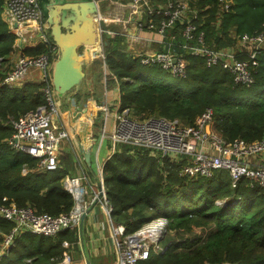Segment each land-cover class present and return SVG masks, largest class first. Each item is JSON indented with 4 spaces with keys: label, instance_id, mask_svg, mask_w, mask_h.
I'll use <instances>...</instances> for the list:
<instances>
[{
    "label": "trees",
    "instance_id": "obj_1",
    "mask_svg": "<svg viewBox=\"0 0 264 264\" xmlns=\"http://www.w3.org/2000/svg\"><path fill=\"white\" fill-rule=\"evenodd\" d=\"M4 1L0 0V205L30 207L36 214L56 217L73 207L71 195L62 186L73 167L67 161L55 171L40 172L35 159L8 144L13 133L11 122L45 105L42 90L53 88L54 57L50 54L46 83L26 81L12 88L1 84L12 66L14 51L2 15ZM97 1L102 11L106 3L116 0ZM225 1L228 9L219 0L189 2L197 12L196 33H203L206 48L232 49L239 59L257 51L251 87L234 84L226 71L207 67L181 47L176 51L187 62V74L184 79L174 78L158 67H145L133 60L124 52L122 37L103 35L104 60L99 62L106 68V86L118 87L120 111L128 110L138 121L163 118L193 126L209 108L213 129L225 141L264 138V42L259 47L240 45L243 35L264 33V0ZM177 42L184 44L182 39ZM50 45L26 48L22 54H48ZM88 94L75 98L85 102ZM89 108L95 111L92 104ZM180 163L181 159L169 162L142 148L119 144L103 166L110 216L124 227L125 235L156 218L168 221L160 242L163 251H151L140 264H264V194L244 180L232 187L224 171L211 179L181 177ZM10 228L0 222L4 232ZM77 252L78 229L61 231L54 237L25 234L16 239L0 264H55L64 257H76Z\"/></svg>",
    "mask_w": 264,
    "mask_h": 264
},
{
    "label": "built area",
    "instance_id": "obj_2",
    "mask_svg": "<svg viewBox=\"0 0 264 264\" xmlns=\"http://www.w3.org/2000/svg\"><path fill=\"white\" fill-rule=\"evenodd\" d=\"M191 0H116L117 8H111L112 1L106 6L105 16H101L107 25L102 35L113 39L123 38L124 52L145 67H158L166 74L184 79L187 74V62L176 48L190 51V56L201 59L207 67H220L232 76L233 83L247 88L254 83L253 69L257 67V51L244 54L239 59L236 51L223 49L213 51L204 46L203 33H196L194 23L197 12L189 2ZM224 8H229V2ZM122 8V9H121ZM2 15L7 33L13 39L12 66L2 80L9 88L19 87L26 81L47 82L50 68V54L56 52L50 45L49 27L43 20L37 0H5ZM165 33L167 34L165 36ZM178 39L184 44L180 46ZM188 42L193 45L188 46ZM264 42V33L256 36L243 35L240 45H256ZM53 46L48 54L25 56L26 48ZM154 45H160L158 50ZM55 51V52H54ZM104 60V56L100 55ZM104 70H105V66ZM51 87L42 90L45 105L13 120L12 136L8 144L12 149L21 151L37 161L40 172L55 171L60 167L62 144L68 138L65 129L57 125V102ZM106 115L109 107H101ZM114 122L109 134L105 131V122L100 131L101 140L107 139L109 157L119 144L142 148L161 159L174 162L181 159L179 175L187 179H211L215 173H228L231 186L242 180L250 188H257L264 194V138L245 142L241 139L225 141L213 129V111L207 108L194 122L193 126H184L177 120L149 118L138 121L132 118L128 110L120 111L115 107ZM80 171V169H79ZM97 182L103 187V204L110 215L103 184V172L100 171ZM63 189L73 199L72 209L56 217L36 214L30 207H17L14 204L0 205V222L11 225L10 230L0 229V259L7 256L17 238L25 234L54 237L67 229H78L81 215L97 198L98 190L86 183L84 176L66 175L62 180ZM168 221L156 218L145 223L136 232L125 235L121 225L112 227L115 246V264H140L145 262L151 251H163L160 242L165 235ZM55 264H74L70 257H64Z\"/></svg>",
    "mask_w": 264,
    "mask_h": 264
},
{
    "label": "crops",
    "instance_id": "obj_3",
    "mask_svg": "<svg viewBox=\"0 0 264 264\" xmlns=\"http://www.w3.org/2000/svg\"><path fill=\"white\" fill-rule=\"evenodd\" d=\"M106 5L107 3L101 11L102 17L106 14ZM89 50L92 54L97 53L96 56L101 58V53H98V51H100L99 45L89 47ZM90 65L91 66L85 65L84 67L86 76L84 80L85 84L82 85V90L79 93L81 94L84 92L83 90H85L86 93H89L88 98L86 99V106L83 105L84 101L81 102L75 97H70L67 93H59L55 91V97L58 107L56 123L59 129L67 130L66 132L68 134V138L62 144L63 151L60 159L61 167L65 166L64 163L69 161L70 168L73 167V172H69L71 173V176H84L86 183L90 185L94 191L97 190V177L99 172L102 171L105 162L109 158V144L103 149L101 147V142L105 139L99 141L98 146L93 151L94 143H97L98 140V138L95 139V136L97 135V137L99 136V139H101L100 131L104 122L106 131V121L108 119V115H106L105 121V114L101 115V117H98L97 115L98 113H101V107L108 106L109 111L114 107L115 110V107L119 105V92L117 85L106 86V68L104 71V67H101L102 72H100L93 64V59ZM90 104L95 107L94 112L89 108ZM96 118L99 119V125L96 124L95 121L94 123L92 122L93 119L95 120ZM111 118L114 119L113 115ZM113 122L114 120L110 123V130L112 129ZM81 123H86L87 125L83 131H80ZM92 153L94 154L92 155ZM84 154L89 155V163L85 161ZM99 156L102 157L101 162ZM92 157L95 162L94 169L92 168ZM75 164L80 168L78 173ZM115 226L116 224L112 221L111 216L107 214L106 207L103 204L98 203L85 218L83 227V245L79 244L80 251L83 246L84 253L88 258L94 259L98 257L100 258L101 255H106L101 258L106 257L110 260L113 259L115 262V241L112 236V227ZM73 260H77L76 257H73L72 261ZM78 262L79 261L77 260L76 263ZM73 263L76 264L74 261ZM83 264H85V261Z\"/></svg>",
    "mask_w": 264,
    "mask_h": 264
},
{
    "label": "water",
    "instance_id": "obj_4",
    "mask_svg": "<svg viewBox=\"0 0 264 264\" xmlns=\"http://www.w3.org/2000/svg\"><path fill=\"white\" fill-rule=\"evenodd\" d=\"M37 4L43 20L49 27V38L56 47V52L52 55L55 62L52 86L59 93H67L70 97H75L81 92L86 77L84 67L91 66L93 59L89 47L99 45L98 53L103 55L102 34L107 30V25L101 17L99 2L97 0H37ZM86 127V123H81L80 131ZM83 156L89 163V155ZM97 190V198L80 218L78 237L81 245H83L85 218L103 197V187L99 182H97ZM85 264H90L89 260H85Z\"/></svg>",
    "mask_w": 264,
    "mask_h": 264
},
{
    "label": "rangeland",
    "instance_id": "obj_5",
    "mask_svg": "<svg viewBox=\"0 0 264 264\" xmlns=\"http://www.w3.org/2000/svg\"><path fill=\"white\" fill-rule=\"evenodd\" d=\"M113 2V1H112ZM109 7H111L112 9L113 8H117L118 6H117V2H113V3H111V6H109ZM122 9V8H121ZM94 55V58H93V60H94V63H95V67H97L98 68V70L100 71V72H102V69H101V64H100V60L102 61V59H100L99 58V56H96L97 55V53H93ZM102 66H104V65H102ZM105 71V70H104ZM164 79L165 80H168V78H166V77H164ZM163 79V80H164ZM155 81V80H154ZM157 82H158V80H156ZM160 81V80H159ZM85 84V81H84V83H83V85ZM55 88L53 87V89H52V94H53V97H54V99L56 100V97H55V90H54ZM84 92H82V93H85L86 91L85 90H83ZM89 100V99H88ZM62 104H64V103H62ZM83 105L84 106H86L87 105V101L85 100V102L83 103ZM114 112H115V110H114V107H112V110H110L109 111V114H108V119H107V121H106V133L107 134H109L110 132H111V130H110V123L112 122V120H114V119H112L111 117H112V115H114ZM101 115H104V113H98V117H101ZM99 119L98 118H96L95 120L93 119V123H94V121H95V123L96 124H98L99 123V121H98ZM101 124H102V122H101ZM99 125V124H98ZM67 131V130H66ZM98 138V140H97V143H94V148H93V151H94V149L98 146V142L99 141H101V139H99V136L97 137V135L95 136V139H97ZM107 139H105V140H103L102 142H101V147H102V149L104 148V147H106L107 146ZM63 151V150H62ZM64 153V152H63ZM94 153H92V155H93ZM99 159H100V162H101V160H102V157H100L99 156ZM75 166H76V171H77V173L79 172V167H78V165H76L75 164ZM92 168L94 169L95 168V162H94V158L92 157ZM197 231L198 230H196V233H195V235L197 234ZM193 236H194V234H193ZM79 244H81L80 243V241H79ZM82 251V252H81ZM80 251V246H79V252H77V253H79V254H76V259L79 261L78 263L79 264H83L84 263V261L85 260H89V262H90V264H115V262H114V260L112 259V260H110L109 258H106V257H104V258H101V257H103V256H106V255H101V257L99 258H88L86 255H85V253H84V250L82 249ZM83 253V254H82ZM103 253H105V252H103ZM100 254H101V250H100ZM73 259V258H72ZM71 259V260H72ZM77 260H73L75 263L77 262ZM78 263H76V264H78Z\"/></svg>",
    "mask_w": 264,
    "mask_h": 264
},
{
    "label": "bare ground",
    "instance_id": "obj_6",
    "mask_svg": "<svg viewBox=\"0 0 264 264\" xmlns=\"http://www.w3.org/2000/svg\"><path fill=\"white\" fill-rule=\"evenodd\" d=\"M96 46V45H95Z\"/></svg>",
    "mask_w": 264,
    "mask_h": 264
}]
</instances>
